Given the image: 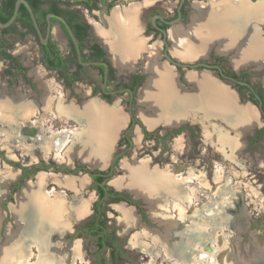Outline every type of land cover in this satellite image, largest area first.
<instances>
[{"label": "flooded vegetation", "instance_id": "1", "mask_svg": "<svg viewBox=\"0 0 264 264\" xmlns=\"http://www.w3.org/2000/svg\"><path fill=\"white\" fill-rule=\"evenodd\" d=\"M218 1L207 0L204 6L213 2L218 5ZM241 1L254 3L257 0H232L233 3ZM17 3L14 20L7 27L0 28V264H38L41 254L49 264H77L75 259L80 255L78 248L73 245L61 250L58 239L70 234L75 237L78 233H70L71 227L79 230L83 222L88 236L95 238L99 251L102 250L110 244L107 220L102 210L106 202L112 205L123 203V206L131 204L126 206L129 208L125 209L129 210L123 211L117 222L123 226L127 224L134 230L140 225L142 231L136 233L143 234L141 237L150 241L151 245L145 249L151 250V254L159 256L160 249L157 247L168 245V250L179 252H168L176 264H195L189 254L192 243L190 246L188 241L181 240L179 243L178 228H171L168 244L165 240L168 232L160 223L161 216L154 213L159 211V206L171 200L190 206L194 199L193 207L196 208L199 198L190 194L169 173L157 166L151 167L148 161H136L135 158L125 164L124 158L135 148L136 139L142 137L149 143L151 140L162 143L173 141L182 132L191 134L192 126L200 119L205 126L210 120L219 121L228 131L236 134V138L222 130L218 134L225 138V144H220V147H226L229 143V151L233 154L238 153L236 140L239 142V138L247 132L249 135L245 136L244 141L249 147L262 145L264 76L259 86L255 85L246 69L237 73L224 62L229 59L226 52L235 54L232 60L241 62L240 59L245 57L237 54L245 47H264V25L255 24L254 21L249 24L244 17V26L234 34V37L240 36L232 45L236 48L222 52L218 49L223 43H232L231 34H227L230 40L220 37L228 30L213 34L214 28L208 26L209 19L205 16L209 10L206 11L197 0H0L1 24L10 21ZM242 20L238 22L242 23ZM200 23L203 25L202 32L195 28ZM202 34L208 39L202 56L179 54L180 45L194 46L201 40L199 35L204 38ZM213 45L219 54L211 48L206 56ZM133 47L138 48L133 50ZM130 48L132 55L129 56ZM120 56L128 58L126 65H122ZM194 64L210 67H190ZM255 64L249 63L250 66ZM200 69L207 72L200 73ZM162 73L164 78L169 76L171 79L172 88L166 94L170 102L176 103L175 106L179 105L180 100L193 99L194 102L192 107L184 109L185 116L181 113L182 120L168 121L164 116H158L153 119L155 125L151 126L143 118L151 117L153 111L156 114L160 111L161 104L159 106L156 99L159 88L151 91L143 103L139 97L148 88L151 79L158 80L157 75ZM196 77L203 80L201 85L194 81ZM18 84L21 86L16 87ZM159 84L157 82L156 85ZM55 86L61 89V93ZM199 92L212 104L217 100L222 111L199 107L195 103L200 97ZM141 106L145 107V111L138 110ZM249 106L257 109L258 119L250 115ZM117 117L121 119L118 124L115 120ZM49 118L54 120L53 123H61V129L52 131L48 127L49 135L43 137L39 125H44L46 119V122L50 121ZM49 126L53 128L54 125ZM105 131L109 135V142L103 149L100 136ZM29 147L36 150L33 154L38 161L34 159V166L27 170L18 160L23 150ZM65 149V161H58V153ZM83 149L88 153L85 158L90 156V160L80 156ZM8 150H11L12 156ZM92 160L96 162H90ZM9 162L12 163L7 166ZM60 164L64 166L60 167ZM129 166L142 167L146 175L140 180L144 184L138 190L131 188L126 171ZM118 172L127 177L126 185L119 183L120 179H117V183H108V179ZM38 173L42 175L41 181L39 178L37 181ZM33 174L36 177L30 181ZM51 180L54 186L76 194L79 200L84 198L82 194L88 195L85 188L90 184L88 197L93 203L89 208L85 199L82 201L85 203L75 211L76 215L64 213V225L47 229L50 230L46 231L49 236L42 235L46 246L42 242L44 245L39 250L35 233L41 229L45 231L44 227L57 225L56 222L60 220L57 218L61 216L60 212H55V205L49 204L52 201L44 204L45 182ZM144 186L149 188L145 192ZM25 194L23 207L20 201ZM236 200H230L225 207V218L218 219L213 214L214 220H220L232 230L241 229L245 221V212L236 205L239 203ZM148 203L151 206H146ZM178 204L176 202L175 205ZM232 204H235L234 207ZM46 207L50 213L52 208L56 219L54 222L46 219ZM59 222L62 223L61 220ZM153 224L162 229L161 234L151 229ZM169 227L166 226L167 229ZM198 232H193L191 237L196 239ZM208 242L204 246L205 252L212 251ZM247 242V250L242 247V242L240 244L245 264H264V247L256 248L249 239ZM136 245L141 250L142 243L137 242ZM33 247L36 254L32 252ZM14 249L21 251L18 258L14 255ZM35 255L34 261H29ZM234 264L242 263L235 260Z\"/></svg>", "mask_w": 264, "mask_h": 264}, {"label": "rangeland", "instance_id": "2", "mask_svg": "<svg viewBox=\"0 0 264 264\" xmlns=\"http://www.w3.org/2000/svg\"><path fill=\"white\" fill-rule=\"evenodd\" d=\"M197 1H199L200 5L202 4L203 6L207 4V0ZM211 48L213 50L215 49L217 52V47H214L213 45L212 47H209L206 56L210 54V50H212ZM225 55L229 56V61L227 60L224 62L226 66L232 68L231 70L234 68L233 71L236 70L235 72L237 73L246 69L245 71L248 73L249 79L252 80L255 85L259 86V81H262V77L264 76V68H258L255 65L250 66L249 64H244L238 67L236 65L238 61L232 60L235 59V57H233L235 54L232 55L231 53L226 52ZM231 60L232 63L234 62L233 64L231 63ZM198 71L200 73L207 72L202 69ZM176 83L174 84L177 85ZM229 84L230 83L227 85H231L233 87L232 84ZM19 86L21 85H16V87ZM55 88L61 93V89H59V87L55 86ZM139 108L140 109L138 110L145 111L144 106ZM140 111L138 113H141ZM248 111H250V115L255 117L254 119H258L259 114L255 107L249 106ZM145 118L147 117L145 116L143 119ZM199 118L200 117H198V119ZM46 121L47 119L43 121L45 122L44 125H39V131L43 137L49 135L47 132L48 127L52 131L61 129V127H59V124L61 123H53L54 120L52 119L48 122ZM50 124L54 125L53 128L49 126ZM192 129L191 134L186 131L182 132L179 137H175L173 141L169 142L167 141L162 143L151 140L149 143L142 137L141 139H136L134 141L135 148L124 158L126 161L125 164H127L130 159L135 158L136 161H148L151 167L157 166L159 169L169 173V175L174 177L175 180L180 181V183L183 184V188L187 189L190 194L199 198V205L196 208L193 207L194 199L191 201L192 204H189L190 206H186L181 203L178 204V201L171 200V202L166 203V205L159 206L158 212L154 213V211H152V213L157 215L159 214V216H161L162 222L160 223L164 225V229H166L164 231L168 232L165 235V240L168 244L171 231L170 229L173 228L175 230L178 228L179 243H181V240L185 242L188 241L187 243L189 246L192 243V246L189 247L191 248L189 249V254H191V258L194 259L193 263L234 264V261L236 260L237 263L241 262L242 264H245L243 255L240 251V244L243 243L242 247L247 250L249 247L247 240L249 239L256 248L264 247L262 244L264 242V139L262 140V145L255 144L250 147L246 144V141H244L245 138H247L245 136H248L249 134L247 133L249 132L243 134V136L239 138V142L241 143L238 142V139H235L239 145V154L237 153L238 157L236 153L233 154L231 150V152L229 151V143L226 144V147H220V144H225V138L218 135L219 131L222 130L224 133H227V135H231L232 138H236V134L233 131H228L219 121L214 122L210 120V122L205 126L200 119L199 121L197 120V124L192 126ZM200 129L202 131L197 134ZM205 137H208V139ZM10 151L11 150H8L9 153ZM33 151L36 150H32L30 147L28 149H24L22 157L18 160L27 170H30L34 159L35 161H38L36 156L33 154ZM65 151L66 149L61 153H58L60 155V158L58 157L60 160L58 161H65ZM9 158L12 159V157ZM12 161L17 163L16 159H13ZM11 163L12 162H9L7 166H10ZM63 166L64 164H60V167ZM137 167L140 168L141 172L134 175V180L136 179L137 181L135 183L143 185L144 183L140 180L146 175L142 167ZM38 174L39 175H36L38 176L37 181L38 178L39 181H41L42 175L41 173ZM36 176L33 174L29 180L31 181ZM117 179H120V181ZM108 180L109 184H113L114 182L117 183L116 181H118L119 183L126 185L127 177L125 174L118 172L114 173ZM45 184L46 186L43 192L45 195L44 204L46 205V203L56 200L57 198L60 199L54 205L56 213L61 211V214H59L61 216L57 220L60 219L62 223H60L59 220L56 222L57 225L44 227L45 231L44 229H41L39 231L41 236L39 235V237L36 232L35 237H37V242L39 239H42V235H46L45 237L49 236L48 232L50 230L48 231L47 229L63 226L65 223L63 216L65 214L67 215V213H69L76 215L75 211L85 203L82 201L86 199V205L89 208L90 204L93 203V200H90L91 197H88L91 190L90 184H88L85 188V193L88 195L82 194L81 196H84V198L82 200L80 199L81 201L79 200L80 197L76 194L68 192L66 189L54 186L52 180L46 181ZM144 189L149 188L144 186ZM144 189L143 191L145 192ZM26 194L21 199L22 201H20V205L23 207L26 201ZM235 199L239 202L236 205L242 208L245 212V221L241 229L236 228L237 230H232L228 225L221 223L218 219L219 217L225 218L223 214L225 207H227L230 200L234 201ZM59 202L62 206L57 205ZM176 202L178 205H175ZM121 204L123 203L112 205L109 204V202H106L102 207L103 214L106 216L107 220L106 231L108 232V238L110 239L108 240L110 241L109 245H106L99 251L96 244L97 240L88 236L84 229L83 222L80 223L81 227L79 230L71 227L70 233H74V231L75 233H78L75 237L70 234L68 236L63 235L58 239L59 249L66 250L73 245L76 246L80 254L77 255L75 259V263L77 264H176V260L173 256L168 255V252L171 251L174 254L179 252H175L172 249L168 250L166 247L168 245H162L157 247L160 249L157 254L159 256H154L151 254V250H146L147 247L151 245L150 241L141 237L143 234L136 233L142 231L140 225L138 226V229L134 230L127 224L123 226L122 223L119 221L117 222V220L122 217L123 211L129 210L125 209L129 208L126 206L131 205L126 204L123 206ZM149 205L151 206L149 203L146 206ZM234 205L235 204H232V207H234ZM208 213H211V215H206ZM214 213L215 217L218 218L217 220H214L215 218L213 219ZM52 217H54V215H52ZM46 219L48 220L47 217ZM151 226V229L156 230L157 232H160L158 234H161L162 229L160 230L159 226L155 224ZM166 226L170 227L167 229ZM197 231H199V233H196V239H193L194 237L192 238L191 234ZM196 240L198 243H196ZM208 240L209 246L212 249L211 252L204 251L205 243ZM137 242L142 243L141 250H138L136 245ZM41 243L42 242H38V248H40L39 250H41L43 247L42 245H44ZM44 246H46V244ZM32 249V252L36 254L34 247ZM35 258L36 255L34 257L32 256L29 261H34Z\"/></svg>", "mask_w": 264, "mask_h": 264}, {"label": "bare ground", "instance_id": "3", "mask_svg": "<svg viewBox=\"0 0 264 264\" xmlns=\"http://www.w3.org/2000/svg\"><path fill=\"white\" fill-rule=\"evenodd\" d=\"M223 3H221L220 5H222ZM219 8L218 9H220V6H218ZM223 7V6H222ZM221 7V8H222ZM224 7H226V5L224 4ZM215 10H217V9H215ZM255 11V10H257V9H255V8H245V7H243L242 9H241V11L239 12V13H236L235 15H239L240 13H243V14H248V13H250L249 11ZM201 11V10H200ZM205 16L206 17H208V12L207 13H205ZM210 16L212 17V13L210 14ZM210 17V18H211ZM234 17V16H233ZM232 17V18H233ZM212 20H213V18H211ZM214 21V20H213ZM195 23H196V21H195ZM201 23H203V22H201ZM198 24V25H196L195 26V28H199L198 30H202L203 29V25L202 24ZM206 25V27H207V24H205ZM204 25V26H205ZM213 34H214V32L215 31H220L219 29H217V28H215V25H213ZM236 30V31H235ZM235 30H228L229 31V33L231 34V37H232V43L231 42H229V44H225L224 45V43H223V45H222V47H219V49L218 50H220V51H222V52H225L226 50H230V48L232 47V45L233 44H235L236 43V38L237 37H240V36H238V35H236L235 37H234V34H236L237 33V29H235ZM204 31V30H203ZM227 31V32H228ZM202 32V31H201ZM221 32V31H220ZM201 34V33H200ZM216 35H218V34H216ZM204 35L202 34V37H203ZM228 37L229 36H227V37H225V39H227L228 40ZM199 39H201L200 41H198V43H195V45L194 46H192V44H189V46H184V45H180L179 46V54H182V55H189L190 57H192V56H202L203 54H204V52H205V48H206V46L204 47V45H205V42H207V40L208 39H206L207 38V36H204V38L202 39L201 37H200V35H199V37H198ZM224 39V38H223ZM239 42V41H238ZM237 42V43H238ZM227 43V42H226ZM197 44V45H196ZM200 45V46H199ZM194 47V48H193ZM255 47V46H254ZM138 48V47H137ZM136 47H133L132 49L133 50H136L137 49ZM132 49L130 48L129 49V56L130 55H132ZM115 50L117 51V48H115ZM243 51L241 52V53H239L238 52V54L237 55H239V56H242V57H245V58H241L240 60H241V62H239L238 61V63L236 64L238 67L239 66H241V65H244V64H249V63H252V62H254V63H256L255 64V66L256 67H258V68H260V67H263L264 66V47L262 46V48L260 47V49H259V47H255V48H253V47H251V48H244V49H242ZM251 50H253L252 52H251ZM131 53V54H130ZM254 54V55H253ZM128 55H126L127 57H128ZM117 56V55H116ZM238 56V57H239ZM252 56H255L256 58H253V59H251V58H249V57H252ZM117 57H119V56H117ZM237 57V58H238ZM259 58V59H258ZM121 59V60H120ZM120 61H121V63H122V65H126V62H127V60H128V58H126V57H121L120 56ZM244 59V60H243ZM236 62V61H235ZM234 63V62H233ZM232 63V64H233ZM263 65V66H262ZM157 75V74H156ZM154 77V76H153ZM157 77H158V80L157 79H151V82L148 84V88H146L144 91H142L141 93H140V97H139V99H140V102H144V99H146L147 97V95H149L150 96V92L151 91H153V90H157L158 88V91H157V96H156V99H158V103H159V106H160V104H161V106H160V111H158V113L156 114V112H152V115H151V117H147V118H145L144 120L146 121V123L148 124V125H155V123H154V118L155 117H158V116H164L165 118H166V120H168V121H178V120H182L183 119V117L181 116V113H183L184 112V109L185 108H187V106H190V107H192V105H193V102H194V100L193 99H189V101H184V100H180L179 101V105H177V106H175L176 105V103L174 104V103H172V102H170L169 100H168V97H167V95L166 94H168L170 91H171V88H172V86H171V84H170V78H169V76H166V78H164V74L162 73V74H160L159 76L157 75ZM193 79V78H192ZM157 80V81H156ZM194 81L195 82H199L200 83V85H201V83L203 82V80L201 79V77H196L195 79H194ZM157 82H160V84H159V86H157L156 84H157ZM207 83V81L205 82V84ZM152 86H153V89H152ZM207 88V87H206ZM207 92V91H206ZM212 92H213V90H212ZM163 93V94H162ZM199 94H200V97H199V99H196L195 100V103L196 104H198V106L199 107H202L203 108V106H204V108H206V109H208V110H212V111H215V112H218L219 110H221L222 111V107L220 108L219 107V102L216 100L215 101V103L213 102V104L207 99V98H205L204 96H203V94L202 93H200L199 92ZM210 94V93H209ZM209 94H207L208 96H209ZM212 94V93H211ZM196 95V94H195ZM206 95V96H207ZM176 96V95H175ZM178 97V96H177ZM152 98V97H151ZM155 99V100H156ZM175 100V99H174ZM198 100V102H196ZM182 101H184V102H182ZM186 102H189L190 104H188V103H186ZM187 104V105H186ZM186 105V106H185ZM197 106V107H198ZM230 106V105H229ZM228 107V106H227ZM159 109V108H158ZM223 109H225V108H223ZM207 110V111H208ZM226 110V109H225ZM202 111H203V109H202ZM161 112V113H160ZM186 112V111H185ZM211 112V111H210ZM227 113V112H226ZM183 115L185 116V114L183 113ZM224 115H226V114H224ZM226 116H229L228 114L226 115ZM111 118H113L112 116H111ZM110 119V118H109ZM114 120V119H113ZM115 120H117V124H118V120H119V122H120V118H118L117 117V119L115 118ZM158 120V119H157ZM231 121V120H230ZM120 124V123H119ZM92 135H93V133H92ZM107 136L109 137V135H107V131H105L104 132V134L103 135H101L100 136V143H101V145H102V148L103 149H105L106 148V145H108V139H107ZM94 137V136H93ZM96 137V136H95ZM97 141H99V140H97ZM91 142V141H90ZM92 143H94V141L92 140ZM83 145V144H82ZM94 145V144H93ZM94 147H95V145H94ZM88 150V149H87ZM98 151V150H97ZM86 152V151H85ZM84 152V149H83V154L82 153H80V156H82V158L83 159H86V160H90V156L89 157H87V158H85V156H87L88 155V153H85ZM102 154V153H101ZM106 157V156H105ZM94 159V158H93ZM104 159V158H103ZM103 159H101L102 161H103ZM90 162H96V161H90ZM134 167V168H133ZM140 170V168L139 167H137V166H129L128 168L126 167V171H128V174H129V178L131 179V188H133V189H135V190H138L139 189V187L141 186L142 187V185L141 184H139V183H135V182H137L136 181V179L134 180V175L136 174V173H139L138 171ZM139 175V174H138ZM139 177V176H138ZM142 189V188H141ZM143 189H144V187H143ZM144 190H146V189H144ZM60 199L59 198H57L56 200H54V201H52V202H50V205L51 206H54V204L57 202V201H59ZM49 205V204H48ZM57 205L58 206H62V204L59 202V203H57ZM51 208V207H50ZM45 209V208H44ZM48 208L46 207V217L48 218V219H51L53 222H54V220H56V219H54L55 217H52L51 215H53L52 214V208H51V213L50 212H48ZM60 213H61V211H59ZM41 217V216H40ZM58 219V218H57ZM29 227V226H28ZM166 232V231H165ZM199 233V232H198ZM39 234V233H38ZM37 234V235H38ZM36 235V234H35ZM43 237V236H42ZM199 237V236H198ZM37 238V237H36ZM38 242H44V240L43 239H39V241ZM44 244H46L45 242H44ZM20 248V247H19ZM20 250V249H19ZM19 250L18 249H14L13 251H14V255H16L17 256V258H18V256H20L21 254H19V253H21V251L19 252ZM46 257H44V255L43 254H41L40 255V258H39V261H38V264H49V261L46 259Z\"/></svg>", "mask_w": 264, "mask_h": 264}, {"label": "water", "instance_id": "4", "mask_svg": "<svg viewBox=\"0 0 264 264\" xmlns=\"http://www.w3.org/2000/svg\"><path fill=\"white\" fill-rule=\"evenodd\" d=\"M218 2H217L218 5H215L213 2V3H209L207 6L203 7L206 9V11L209 10V11H207L208 12V19H209L207 24L210 28H213V26H212V24H213L220 31H226V30L232 31V30L239 29V28L243 27L244 21L242 19H245V18L248 19L249 24L254 21L255 24H258V25L263 24L264 25V0H257L254 3H251L249 1H247V3L244 1L233 3L232 0H220ZM221 3H223V4L220 5ZM224 4L226 5V7H224ZM25 5L29 9L28 4L25 3ZM218 6H220V9H218L219 8ZM213 7L217 10L211 11L210 9H212ZM243 7H245V8L249 7L251 9L255 8L257 10H255V11L250 10L249 11L250 13H248V14L240 13L239 15H235L236 13H239ZM17 9H18V3L16 4L15 13H14L13 17L6 24L0 23V28L7 27L14 20V18L16 16ZM211 13H212V17H213L214 21L209 17ZM31 17H32V20L35 24V21H34L32 14H31ZM239 19L242 20L243 22L242 23L238 22ZM227 34H229V32H227L226 34L220 35V37L225 38L226 36H229ZM234 48H236V47H232L230 50L233 51ZM198 66H204V67H208V68L210 67V66H206L203 64H194V65H191L190 67L196 68Z\"/></svg>", "mask_w": 264, "mask_h": 264}]
</instances>
